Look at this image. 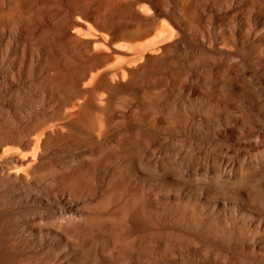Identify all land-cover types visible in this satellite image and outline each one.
I'll return each mask as SVG.
<instances>
[{
  "label": "rangeland",
  "instance_id": "rangeland-1",
  "mask_svg": "<svg viewBox=\"0 0 264 264\" xmlns=\"http://www.w3.org/2000/svg\"><path fill=\"white\" fill-rule=\"evenodd\" d=\"M55 1L57 8L66 9ZM74 1L80 11L93 10L91 15L100 27L117 24L111 29L121 30L123 37H127L131 23L139 21L130 14L112 12L120 7L127 9L129 0ZM151 1L163 5L184 29V0ZM261 2L248 6L236 18L228 12L235 0H223L227 8L211 10L206 26L215 34H224V29L232 33L231 28H237L256 33L260 39V33L264 32ZM11 5L8 18L14 20L15 12L20 9L19 1L12 0ZM151 13L150 8L141 14L149 18ZM73 16L79 18L78 14ZM187 22L193 24L189 18ZM16 24L14 20L11 29L17 32V37L12 40L0 37V45L3 40L7 43L0 63V118L14 121L10 109L34 122L35 118L45 119L48 108L65 109L66 126L57 134L63 144L49 148L44 161L59 165L76 163L75 166L88 161L89 165L82 167L79 179L75 171L68 172L72 195L57 191L58 184L64 183V174L47 177L39 170L32 182L24 184L31 190L30 197L19 213L14 212L18 228L24 226V232L15 233L7 240L0 237V264H264V245L253 240L264 232L250 225L264 218V213L257 211L258 206L264 208V136L261 134L264 128L255 126L259 132H247L246 137L231 131L222 133L225 126H233L230 118L225 124L221 120L214 131L201 139L186 132L187 118L184 119V111L188 117L189 111L197 107L204 113L246 112L250 109L251 93L259 80L261 83L259 76L250 78L236 65L215 60L211 53L202 57L206 62L201 61L194 50L184 52V39L175 34L165 40L170 46L167 55L149 60V66L135 67L126 79L105 83L101 75L95 78L87 75L75 83L78 71L91 60L84 49L88 38L71 39L57 20L49 26H40L36 34ZM92 36L94 33L89 34ZM249 41L239 47L244 49ZM250 79L252 82L246 81ZM108 87L115 92L105 91ZM79 88L84 90L82 95ZM89 91L100 95L89 96ZM242 120L250 121L244 117ZM233 128L242 132L245 127ZM160 139L165 140V152L159 148ZM131 142L145 145L125 155ZM114 167L121 168L119 177L110 173ZM137 168L139 173L135 172ZM138 178L142 181H136L137 185L149 186L153 191L152 205L163 206L165 237L144 249L130 243L118 253L112 246L114 238L108 233L116 229L114 221L122 222V209L118 208L127 206L124 214L131 209L135 213L142 200L140 195L130 196V189H121L119 184L122 181L130 184ZM36 179L46 182V189ZM80 187L93 197L71 201L81 195ZM99 187L105 190L94 194ZM9 188L15 190L11 182L9 187L0 182V197L10 194ZM43 191L49 192L47 197L37 194ZM31 193L43 197L42 204ZM106 194L109 209L95 213L94 201ZM189 203H198L201 212L216 205L237 225L249 224L245 228L250 230V236L240 238L241 233L219 224L222 218L216 215L198 214L202 221H197L195 216L189 221L185 209ZM73 204L81 206L78 215L86 227L83 233L77 232L73 223L60 222L71 213ZM181 205L184 216L179 209ZM106 219L110 224L104 222ZM204 224L211 225L210 236L201 232ZM141 229L146 230L147 226ZM28 234L33 236L30 242ZM116 235L128 240L134 233L122 229L116 230Z\"/></svg>",
  "mask_w": 264,
  "mask_h": 264
},
{
  "label": "bare ground",
  "instance_id": "bare-ground-1",
  "mask_svg": "<svg viewBox=\"0 0 264 264\" xmlns=\"http://www.w3.org/2000/svg\"><path fill=\"white\" fill-rule=\"evenodd\" d=\"M18 1L20 9L14 14V20L17 21L15 26H22L27 32L36 34L40 26L43 27L44 24L49 26L53 23V20H57L59 23H62L61 27L70 33L71 39L80 41L79 36L88 38L84 49L90 54L91 60L87 66L78 71L75 83H78L87 75H90L92 78L101 75V79L105 83L126 79L132 75L135 67H141L145 64L149 66L150 64L147 63L149 60L154 58L158 59L164 54L167 55L170 46L165 43V40L177 34L178 37L184 39V52H190L189 49L194 50L199 54V60L203 61L204 59L202 57L211 53L214 55L215 60H221L229 66L236 65L238 70L243 71L250 78H254V76L261 78V83L259 84V80L256 90L251 93L252 100L250 102V109L246 112L239 113L228 110H217L215 112L207 111L204 113L198 107L193 108L189 111L190 114L188 117L186 111H184V119L187 118L185 123L186 132L194 138L202 139L210 131H214L215 125L220 124L221 120L225 124L229 122L230 118L233 119V126H225L222 133L231 131L232 134L246 137L247 132H259L254 129L255 126L264 128V102L256 103V101H264V32L260 33L261 38L259 39L258 34L237 28H231L232 33L224 29V34H215L210 28L208 30L206 24L212 15L211 10L219 9L220 6L227 8L223 0H184V29L179 26L163 5H154L151 0H129L127 9L120 7L112 11L116 15L130 14L139 19V21L131 23L130 28L127 29V37H123L121 30L115 31L111 29V27L117 24L110 25L109 28L97 25L94 22L93 15H91L93 10L90 12L78 10L79 8L74 4V0H57L66 7L64 10L57 8L55 0ZM11 2L12 0H0V37L3 38L6 36L7 40H12V38L18 36L17 32H13V29H11V24L14 20L8 18V11L12 7ZM142 2H145V4ZM260 2L262 5L261 10H263L262 14L264 15V0H235V4L230 6L228 12L234 17L239 18L248 6L257 5ZM150 8L152 9L151 16L149 18L142 16L141 13L150 11ZM73 13L78 14L79 18L74 17ZM221 17L224 18L225 15ZM187 18L192 20L193 24L188 23ZM244 24L248 26L247 23ZM191 29L195 32H190ZM262 29H264V26ZM91 33H94V36L89 37ZM133 39H137L138 41L129 42V40ZM247 41H249L247 47L241 49L239 46ZM5 44L7 43L3 40V45H0V63L3 61ZM253 54L255 56H252ZM135 64L137 66H132ZM254 65L262 67L253 68ZM251 68L254 70L252 71ZM1 75L2 71L0 70V77ZM246 81L252 82L251 79ZM105 91L109 93L115 92L110 87L105 89ZM79 92L82 95L84 90L79 88ZM88 93L89 96L97 97L100 95L90 91ZM200 101L201 99L198 98L197 103L199 104ZM48 109L49 111L45 119L35 120L37 119L35 118L34 122L26 119V115H22L17 111H10V109L8 112L12 114L14 121H4L0 118V182L5 183L8 187L11 182V187L15 188V190L9 188L11 193L4 194L0 197V237L4 240L11 239L15 233L20 234L24 232V226L18 228V221L14 216V212L19 213V208L22 207L21 205L27 203L31 190L25 188L24 184H28L31 180L33 181L39 170H43V175L47 177L64 174V183L61 185L58 184L57 191L61 194L72 195L71 189L69 188L70 177L68 176V172L75 171L76 178L79 179L83 170L82 167L89 165L88 161H84L77 166H75L76 163H63L59 165L44 161L46 151L49 148H56L63 144L62 139L57 134L62 132L66 126L65 109L57 107ZM243 117L246 119L249 118V122L252 125L249 122H244L242 120ZM234 126H244L245 128L244 131L238 132L233 128ZM213 134H216V132H213ZM261 134L263 137L264 132L262 131ZM151 140L154 141L153 138ZM157 142L161 144L160 149L164 152L167 151V146L164 143L165 140L163 142L160 139ZM191 143L193 144V142ZM143 145H145L144 142L138 145L131 142L128 150L124 154L127 155L131 151L137 152ZM193 145L195 148H199L198 145ZM62 166H65V168H62ZM135 172L139 173L140 170L137 168ZM110 173H114L119 177L121 168L114 167ZM19 180L21 182H18ZM36 180L39 181L40 179ZM40 181L43 184L42 188L46 189V182ZM136 181L141 182L142 179L131 180L130 184L123 181L119 184L121 189H130V196L140 195L142 200L137 204L138 210L135 213L131 209L124 214L123 209L127 208V206L118 208L119 211L122 209V222L114 221L113 223H115L116 229L108 232L114 238L112 246L114 251L118 253L122 247L127 248V245L130 243L138 248L144 249L158 239L165 237L162 217L163 206L159 205L155 208L152 205L155 203L153 191L149 186L137 185ZM79 190L81 195L70 199L71 201L77 198L84 200L93 197L92 193L84 192L81 187ZM101 190L104 191L105 187H99V189L94 191V194L100 193ZM48 193V191H43L37 194L47 197ZM33 196L39 201V204H42L43 197H38L35 194ZM106 196L107 194L94 201L95 213L99 214L109 209L105 203ZM14 199L18 201L15 202ZM197 205L198 203L195 205L189 203V206L185 208L189 221H192L194 216L197 221H202L203 217L196 216L198 214L200 216L203 214L207 216L216 215L222 218V220H219V224L228 230L234 229L236 233H241L242 235H239L240 238L243 235L250 236L248 234L250 230L245 228L249 224L237 225L232 217L227 216L223 212V209L216 205L202 212L197 208ZM80 208L81 206L73 204L70 207L71 213L63 216L60 222L64 224L73 223L75 230L83 233L86 227L83 223H80L83 221L80 215H78ZM179 209L184 216V205H181ZM257 211L264 213V208L258 206ZM249 218L252 217L249 216ZM125 219L126 222H124ZM108 221L106 219L104 222L110 224ZM119 225L121 226L119 227ZM144 225L147 226L146 230L141 229ZM250 225L255 230L264 232V218ZM35 229L38 231V228ZM47 229L48 227L45 228V230ZM122 229L124 231L132 230L134 233L133 237L128 240L119 239L116 235V230L121 231ZM98 231L102 230L100 229ZM201 232L206 236H210L212 232L211 225L204 224ZM27 237L29 242L33 239L31 234H28ZM46 239H49V237ZM52 240L54 239L52 238ZM253 240L262 242L264 245V234L253 237ZM3 248L5 249V247Z\"/></svg>",
  "mask_w": 264,
  "mask_h": 264
}]
</instances>
